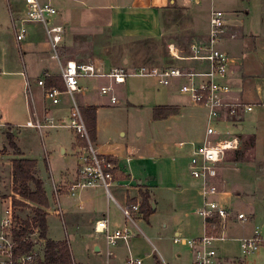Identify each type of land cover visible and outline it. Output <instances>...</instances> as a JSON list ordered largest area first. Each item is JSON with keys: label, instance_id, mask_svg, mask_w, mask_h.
I'll use <instances>...</instances> for the list:
<instances>
[{"label": "crops", "instance_id": "obj_1", "mask_svg": "<svg viewBox=\"0 0 264 264\" xmlns=\"http://www.w3.org/2000/svg\"><path fill=\"white\" fill-rule=\"evenodd\" d=\"M41 1L58 9L55 22L65 26L60 46L63 63L68 60L93 62L104 71L133 70L140 66L206 70V62L175 59L169 52L168 64L153 65L148 63L149 59L139 63L126 44L163 37L168 26L177 25L181 27L177 31L182 40L188 42L183 45L178 42L181 39L176 38L168 45L175 44L181 55L188 56L192 44L207 40L212 10H222L226 30L219 46L232 60L226 80L232 87L230 95L252 105L260 103L256 100L264 91V0ZM7 7L11 17V11L23 12L24 3L23 0H7ZM42 78L47 87L56 86L64 91L61 68L51 57L43 25L30 23L27 38L21 43L17 42L13 29L0 28V233L7 218L12 217L17 223V208L26 211L31 208L15 205L14 198L36 206L23 199L15 189L13 161L28 158L37 161L33 173L44 182L49 200L45 208L48 238L67 243L72 254L75 255L76 248L81 256L101 255L105 256L106 264H123L113 257V250L126 247L129 256L133 255L132 241L141 232L150 242L155 239L160 244L162 251H158L167 264H191L192 250L187 245L175 243L174 237L195 238L205 233L204 218L198 213L203 197L201 182L189 170V148H181L179 142L186 141L182 138L196 145L203 142L208 111L181 91L187 80L175 78L171 85L162 86L153 78L151 87L162 86L155 92L145 84L129 82V78L120 84L106 78L81 80L83 89L75 93V99L81 109L96 108L95 147L117 165L113 198H110L102 186L83 188L76 195L69 193V185L78 177V156L82 147L77 142V133L61 125L69 119L73 100L64 92L60 102L54 104L38 84ZM110 84L114 87L117 103H112L110 95L101 93V87ZM156 107H166L175 113L155 119ZM243 117L244 113L237 118L223 115L217 121L221 136L230 133L222 132V126L237 125L241 129L237 135L242 146L228 152L239 155L238 158L229 155L222 162L217 179L222 192L215 198L231 206L234 213L248 214L251 220L242 223L235 217L232 219L226 231L228 239L217 241L228 244L217 249L214 264H262L260 259L264 256V243L251 257L233 255L235 248L241 249L240 238L253 236L258 227L261 232L254 218L256 210L252 207L256 203L252 201L257 196L256 191L251 186L238 184L236 174L243 171L242 164H246L250 167L245 170V176L250 178L247 181L258 183L261 180H255V170L263 172L264 167V155L257 146L256 134L250 130L244 132V126L239 123ZM29 121L44 126L41 129L29 126ZM8 133L14 136L22 154H16L10 147ZM247 151L249 157H246ZM56 186L60 187L58 195ZM146 198L153 208L150 216L145 218L141 210L134 222L126 220L121 206L130 203L141 206ZM24 213L28 215L26 219L33 217L31 212ZM103 218L108 219L111 229L127 227L132 230L129 246L123 240L109 245L104 235L95 231L96 221ZM261 235L264 236V229ZM165 240L186 249L172 253ZM109 251L113 254L109 255Z\"/></svg>", "mask_w": 264, "mask_h": 264}, {"label": "built area", "instance_id": "obj_2", "mask_svg": "<svg viewBox=\"0 0 264 264\" xmlns=\"http://www.w3.org/2000/svg\"><path fill=\"white\" fill-rule=\"evenodd\" d=\"M23 3L24 10L21 14L11 11L12 29L16 40L21 43L27 38L30 23L43 25L50 44L51 57L60 65L65 89L63 91L56 86L47 87L44 78L40 79L38 84L44 88L45 97L54 104L60 102V97L64 92L71 95L73 100L71 114L68 121L61 125L72 128L84 141L78 156V177L68 187L71 195H76L83 188L102 186L107 195L113 198L112 186L115 182L117 168L116 162L109 156L101 154L91 140L81 107L75 99V93L83 89L80 84L82 79L106 78L115 84H120L131 76H148L154 77L159 84L164 86L171 85L175 78L187 80L182 85L181 91L189 94L194 102L205 107L208 111L207 129L203 142L199 145L191 141L179 142L181 148H189L190 173L201 182L200 190L203 203L198 209V213L204 218L205 233L195 238L177 235L174 237V242L187 245L192 250L191 264H214L218 256L215 243L228 239L226 231L232 219L235 217L240 222H247L251 219V216L244 212L234 213L232 208L221 204L215 198L222 192L217 180L220 166L228 152L238 149L240 145V137L237 134L220 135L217 121L223 115L237 118L243 113L253 110L252 104L230 95L232 87L226 80L230 73L232 60L230 55L219 46L221 36L226 30L225 13L218 9L212 10L207 40L192 44L188 56L181 55V51L175 44L168 45L171 57L206 62L208 65L206 70L183 69L177 66L162 68L140 66L133 70L113 68L110 71H104L93 62L68 60L64 64L60 56V46L64 40L65 26L55 22L58 9L41 0H23ZM101 93L110 95L112 103L118 102L112 84L102 86ZM27 125L39 129L44 126L33 121L27 122ZM59 191L60 187L56 186L57 195ZM121 209L126 220L131 222H134L136 215L141 213L139 203L126 204L121 206ZM3 228L4 230L0 233L1 264H34L37 257L36 252L17 253L18 244L12 234L16 223L12 217L4 221ZM95 231L103 234L109 245L123 240L129 246L134 234L127 227L111 229L106 218L96 221ZM263 243L264 238L259 227L253 236L240 238L243 255L257 251ZM108 254L112 255L113 252L109 251ZM127 264H143V260L130 254Z\"/></svg>", "mask_w": 264, "mask_h": 264}, {"label": "rangeland", "instance_id": "obj_3", "mask_svg": "<svg viewBox=\"0 0 264 264\" xmlns=\"http://www.w3.org/2000/svg\"><path fill=\"white\" fill-rule=\"evenodd\" d=\"M10 1L12 2V0H10ZM0 28L4 29V30H6L7 28L12 29L11 17L9 14V8L7 7V0H0ZM180 28L181 27L180 26L178 27L177 25L176 26H168L167 33L163 37H160L157 39H151V38L139 39V40H136L133 42L131 41L130 43H127L126 45H128L127 46L128 48L132 49V51H133L132 57L134 56L133 58L136 59L137 62L142 63V61L146 62L149 59L150 61L148 60V63H152L153 65H165V64H168L166 62H169V59L167 57L168 52H169L168 42L176 41V38L181 39L178 42L182 43L183 45H186L188 42L187 39L182 40L181 33H179V31H177V30H181ZM153 78L154 77H148V76H131V77H129V82L138 83V84H141L142 86H143V84H145L146 86H150V89L153 90V92H155L156 90L162 88V86H164V85L159 86V87H157V86L151 87V85H152L151 82L153 81ZM150 95H151V93H150ZM256 101L260 102V103L253 104V111L245 112L243 119L239 120V123L244 126V132L250 130L256 134L257 146L259 147L260 151L264 155V103H262V102H264V91H263V95L259 98V100H256ZM221 130L224 133H227V131H228L232 134H238L241 132V129L237 125H234V124L230 125V127L229 126L228 127L222 126ZM178 138H182V137H178ZM182 139L186 140V141L188 140V138H182ZM241 146H242V142L240 140V145H239V148L237 150H239L241 148ZM229 155L230 154L228 153L226 156V159L229 157ZM236 155L237 154L234 153V154H231L230 156H232V158L236 159V157H235ZM238 157H239V155H237V158ZM246 157H249L248 151L246 152ZM247 168H250V167L247 166L246 164H244V165L242 164L243 171L236 173L238 175L237 180H238V184H242L245 186H251L256 191L257 196L255 198H252V201H256V203L254 205H252V207L256 210L254 212L255 213L254 218L256 217V223H257V225L260 226V229L262 232L264 229V167H262L263 172L259 171V169H257V168H256L257 170H255V172H256L255 180H261V182L258 181V183H251V182L247 181V179H250L249 177L245 176V174H246L245 170ZM260 173L263 174V176H261ZM241 179H243V180H241ZM227 207L232 208L231 206H227ZM23 210H24V212H31L33 214V211L31 208L28 211H26V209L17 208V212H18L17 213V219H18V221H17V223L15 222L17 224L16 227L22 225V223L27 220L25 217H27L28 215H27V213L25 214L23 212ZM249 221H247V222H249ZM247 222H242V223H247ZM30 237L34 241L35 246H34L33 251L36 252V256H37L36 262L34 264H38V257L40 255H42V252H43L42 250L44 248L45 242L43 240H41L40 237H38V230L35 228L31 231ZM263 238H264V236H263ZM165 241H166L167 249L169 251H171L172 253L183 252L186 249V247H181L180 245H176L174 243H171L170 240H165ZM226 244H228V242H217L215 246L217 247V249L219 251V247L223 248ZM158 249H160V251H162L160 244L155 239H152V242H150L148 240L147 236L141 232H140V236H137V239L134 242L132 241L133 256L134 257H137V256L142 257L144 264H155V261L158 264H167L168 263L167 260L164 261L162 259ZM261 250H263V249H261ZM74 251H75V255L72 254V252L70 250L71 261L68 264H88V263L89 264H106L105 256L104 257L101 255H97V256L96 255L95 256L84 255V256H81L76 248L74 249ZM113 252L115 255L113 257L120 260L121 263H123V264L129 258L128 249L126 247L115 249V250H113ZM234 252H235V254H233V255L239 254L238 256L242 257V258H245V256L246 257L252 256L251 255L252 253L248 254V255H243V253H241V249L239 251L238 248H235ZM233 255L231 256L232 259L235 258ZM260 262L262 264H264V256L260 259ZM257 263H258V261H257ZM0 264H1V260H0ZM126 264H127V262H126Z\"/></svg>", "mask_w": 264, "mask_h": 264}, {"label": "trees", "instance_id": "obj_4", "mask_svg": "<svg viewBox=\"0 0 264 264\" xmlns=\"http://www.w3.org/2000/svg\"><path fill=\"white\" fill-rule=\"evenodd\" d=\"M86 126L89 130L91 140L94 142L96 134V108L88 107L81 109ZM175 110L166 107H156L154 109V118L167 117ZM9 145L16 154H22L21 149L15 142L12 134L8 133ZM77 142L84 145L83 139L77 135ZM37 164L34 159L17 158L13 161V173L15 189L20 196L35 204L36 206H29L28 203L14 198L15 205L31 207L33 210V217H29L22 225L17 226L12 230L14 239L18 244V254L28 253L34 250V241L30 237L31 231L35 228L38 230V237L45 239L42 255L38 257V264H68L71 261V252L67 243L58 242L48 238V212L45 210L49 206V200L45 191L44 182L37 178L33 170ZM141 210L144 212L145 218H148L153 212L152 205L148 199H144ZM158 264V263H157Z\"/></svg>", "mask_w": 264, "mask_h": 264}]
</instances>
